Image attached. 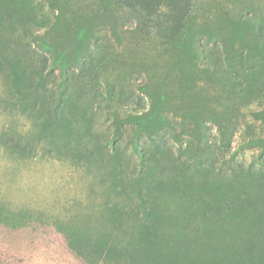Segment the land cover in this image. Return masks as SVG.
<instances>
[{"label": "rangeland", "instance_id": "obj_1", "mask_svg": "<svg viewBox=\"0 0 264 264\" xmlns=\"http://www.w3.org/2000/svg\"><path fill=\"white\" fill-rule=\"evenodd\" d=\"M187 19L0 0V264H264V0Z\"/></svg>", "mask_w": 264, "mask_h": 264}, {"label": "trees", "instance_id": "obj_2", "mask_svg": "<svg viewBox=\"0 0 264 264\" xmlns=\"http://www.w3.org/2000/svg\"><path fill=\"white\" fill-rule=\"evenodd\" d=\"M126 8L130 10L138 9L146 11V13H150V16L153 15L155 12H163L165 15L166 21H168L167 28L164 32V37L166 42H174V39L179 40V32L182 30V28L185 26V23L187 22L188 12L189 9L193 3L194 0H117ZM83 31L78 30L77 31V38L82 40V37L85 36V33H82ZM36 40L40 41L45 48L48 50L51 48V46L47 43V40L43 34H37ZM83 41V40H82ZM178 44L176 42V45L178 47ZM82 45H84L82 43ZM231 45V49H232ZM79 52V51H78ZM81 55V53H80ZM77 63L79 62V57L76 59ZM67 72H65L66 75ZM251 114L254 118H259L264 122V115L259 113L258 111L252 110ZM131 116H133V120L137 123H143L141 121L148 120L150 121L152 119V109L149 111L142 112H135L131 113ZM160 118H163L164 115H159ZM144 121V122H145ZM148 121H146L148 123ZM144 124V123H143Z\"/></svg>", "mask_w": 264, "mask_h": 264}]
</instances>
